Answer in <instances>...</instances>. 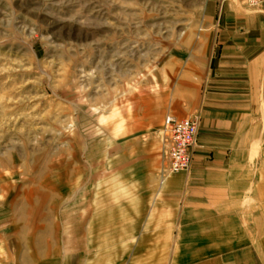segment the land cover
Returning a JSON list of instances; mask_svg holds the SVG:
<instances>
[{"label": "crops", "instance_id": "obj_1", "mask_svg": "<svg viewBox=\"0 0 264 264\" xmlns=\"http://www.w3.org/2000/svg\"><path fill=\"white\" fill-rule=\"evenodd\" d=\"M210 4L174 85L135 97L86 163L34 194L30 264H264V9ZM167 115L199 126L189 170L162 176ZM73 180L77 201L52 220Z\"/></svg>", "mask_w": 264, "mask_h": 264}, {"label": "rangeland", "instance_id": "obj_2", "mask_svg": "<svg viewBox=\"0 0 264 264\" xmlns=\"http://www.w3.org/2000/svg\"><path fill=\"white\" fill-rule=\"evenodd\" d=\"M211 1L0 0V264H30L24 213L34 194L86 163L135 97L174 85L173 62ZM233 2L245 14L264 9V0L253 9ZM79 188L59 197L52 220Z\"/></svg>", "mask_w": 264, "mask_h": 264}, {"label": "built area", "instance_id": "obj_3", "mask_svg": "<svg viewBox=\"0 0 264 264\" xmlns=\"http://www.w3.org/2000/svg\"><path fill=\"white\" fill-rule=\"evenodd\" d=\"M243 7L257 8L263 0H237ZM199 116L176 119L167 115L158 131L161 156L166 163L163 175L189 170L193 153L197 148Z\"/></svg>", "mask_w": 264, "mask_h": 264}]
</instances>
